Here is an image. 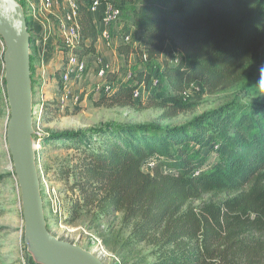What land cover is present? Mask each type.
Segmentation results:
<instances>
[{"label": "trees", "instance_id": "1", "mask_svg": "<svg viewBox=\"0 0 264 264\" xmlns=\"http://www.w3.org/2000/svg\"><path fill=\"white\" fill-rule=\"evenodd\" d=\"M113 1L128 5L130 16L120 20L147 39L145 46L120 44V55L148 62L162 58L169 46L181 54L160 76L133 72L111 93L101 92L100 103L135 106L134 90L156 76L169 93L159 92L160 82L139 105L176 116L187 108L181 95L193 84L208 92L229 88L243 80L249 63L264 61V0ZM77 23L81 40L68 50L95 54L98 26L86 3ZM117 78L110 71L104 81ZM54 105L45 103V123L71 111ZM43 139L72 150L59 167L70 193L69 222L81 211L93 221L121 213L114 240L149 246L156 257L149 264H264V103L227 104L174 126L108 123L49 132ZM215 191L235 194L192 204Z\"/></svg>", "mask_w": 264, "mask_h": 264}, {"label": "rangeland", "instance_id": "2", "mask_svg": "<svg viewBox=\"0 0 264 264\" xmlns=\"http://www.w3.org/2000/svg\"><path fill=\"white\" fill-rule=\"evenodd\" d=\"M19 1L25 5L28 30L31 34L30 53L33 57L31 71L34 72L35 81L34 139L47 228L56 237L81 245L93 252L106 264H149L154 262L156 257L150 255L149 246L127 245L114 240V232L120 228L122 214L119 212L114 211L107 217L93 221L92 216L81 211L80 217L75 221L67 220L70 193L68 185L60 180L59 167L67 164L72 150L58 146V143L57 145H47L43 141V136L49 132L85 130L108 123H146L156 127L174 126L186 123L205 111L227 104L252 106L259 102L264 103V87L259 85L260 68L264 67V61L259 63L255 60L249 63L243 80L232 87L208 92L199 87V84L193 86L187 95H181V98L188 102V106L176 116L168 117L163 108L141 107L136 99L135 106L123 107L110 102L100 103L99 94L103 80L97 77L100 65V59L97 57L87 55L85 59L87 69L83 78L68 84V90L65 89L66 85L61 81V71L69 50L58 26L60 21L65 22L67 19L68 10L62 5H55L50 10H45L40 8L36 0ZM105 1L103 0V3ZM118 5L122 10V15L111 26L112 40L106 54L104 50H100L102 61L108 62L112 70L117 72L120 83L127 82L130 73L142 69H148L154 75L160 76L163 66L176 63L181 52L169 46L162 58L148 62L140 61L136 55L131 61L132 55L129 59L120 55L117 44L126 43L124 40L126 34H131V44L135 42L139 46L145 42L146 36L142 30L136 29L129 22H124L118 27L117 24L122 22L121 18L130 16L127 4L119 2ZM113 27H117L115 32L112 31ZM45 29L51 30L54 42L49 54H43ZM4 49L3 39H0V264H20L21 246L24 241V217L21 189L6 138L10 107L6 91ZM158 90L164 92L165 95L169 93L164 85ZM81 96H84V99L80 102ZM141 100L143 103L147 102V96ZM51 102H55L54 106L62 112L66 108H70V113L57 115L52 121L45 123L44 106L45 103L50 104ZM76 106L80 109L75 113ZM215 158L216 156L212 160ZM234 194L215 191L204 194L201 199L193 200L192 204L199 205L202 201L210 199L222 200ZM127 235L128 230L124 229L122 236L125 238Z\"/></svg>", "mask_w": 264, "mask_h": 264}, {"label": "water", "instance_id": "3", "mask_svg": "<svg viewBox=\"0 0 264 264\" xmlns=\"http://www.w3.org/2000/svg\"><path fill=\"white\" fill-rule=\"evenodd\" d=\"M0 36L10 118L7 142L22 195L24 240L34 264H106L81 245L47 228L33 122L31 34L19 0H0Z\"/></svg>", "mask_w": 264, "mask_h": 264}, {"label": "built area", "instance_id": "4", "mask_svg": "<svg viewBox=\"0 0 264 264\" xmlns=\"http://www.w3.org/2000/svg\"><path fill=\"white\" fill-rule=\"evenodd\" d=\"M36 1L38 2L40 8L45 10H50L55 5H62L66 10H68L69 15L67 19H65V22L63 20L60 21L58 30L60 31V34H62L63 41L65 42V44L71 48L78 45L81 40V36L79 33V26L77 23V17L82 4L86 3L89 11L92 13L94 20L98 26V34L96 37V42L102 41V42L110 43V41L112 40L111 26L122 15L121 8L113 0H106L104 3L103 0H36ZM98 14H100V17L98 16ZM124 40L126 43H129L131 41V34L129 33L126 34ZM53 46H54V42L52 38V32L51 30L45 29V34L43 37V54H49L52 51ZM144 60H147L146 55H144ZM99 64L100 65L97 70V77L103 80L101 92L105 94H109L120 83L119 78H117L115 81H104L107 74L113 70L110 64L108 62H103L102 59H100ZM86 69H87L86 60L83 57H81L78 53L70 49L67 53L66 62L63 64V68L61 71V81L66 85L65 89L68 90L67 87L72 82L81 80L86 72ZM131 75L132 73L129 74L128 78H130ZM160 82H161L160 79L154 76L152 77L148 85L141 84L133 92L134 99L139 100L142 99L144 96H147L150 90L156 88L160 84ZM196 85H198V83L193 84L191 88ZM191 88L183 92V95H187L191 91L190 90ZM147 165L148 167H153L154 163L149 162ZM20 260H21L20 264H34L32 257L27 250V245L25 243V240L22 241Z\"/></svg>", "mask_w": 264, "mask_h": 264}, {"label": "crops", "instance_id": "5", "mask_svg": "<svg viewBox=\"0 0 264 264\" xmlns=\"http://www.w3.org/2000/svg\"><path fill=\"white\" fill-rule=\"evenodd\" d=\"M98 16L100 17V14H98ZM124 24V22H119L117 25H118V27H120V25H123ZM114 29L112 30V31H114L115 32V30L117 29V27H113ZM120 44H123V43H118L117 45H120ZM134 46H136L137 44L134 42V43H132ZM110 45V43H108V42H102V41H97L96 43H95V46H96V48H97V51H96V53L95 54H89L88 56H93V57H97L98 59H101V51L100 50H104V53L106 54V52H107V50H108V46ZM145 45H147V39L145 38V42L143 43V44H141L140 46H145ZM63 53V52H62ZM135 54H132V57H131V59H130V61L132 60V58H133V56H134ZM103 56V55H102ZM84 59H86V57H87V55H84V56H82ZM120 82V81H119Z\"/></svg>", "mask_w": 264, "mask_h": 264}, {"label": "clouds", "instance_id": "6", "mask_svg": "<svg viewBox=\"0 0 264 264\" xmlns=\"http://www.w3.org/2000/svg\"><path fill=\"white\" fill-rule=\"evenodd\" d=\"M260 73H261V79H260V83H259V85H260L261 87H264V67H261V68H260Z\"/></svg>", "mask_w": 264, "mask_h": 264}]
</instances>
